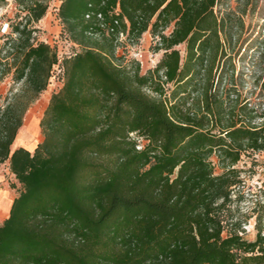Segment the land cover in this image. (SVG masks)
I'll return each mask as SVG.
<instances>
[{
    "label": "trees",
    "instance_id": "obj_1",
    "mask_svg": "<svg viewBox=\"0 0 264 264\" xmlns=\"http://www.w3.org/2000/svg\"><path fill=\"white\" fill-rule=\"evenodd\" d=\"M219 2L62 0L58 17L83 49L63 61L24 23L13 28L0 86L13 75L22 88L0 100V166L9 162L21 190L0 226V264H264V203L254 241L227 215L242 183L236 167L264 152V110L252 118L216 93L228 57ZM47 10L36 1L28 18ZM148 32L163 56L143 75L119 49ZM57 65L64 85L43 141L33 153L14 149Z\"/></svg>",
    "mask_w": 264,
    "mask_h": 264
},
{
    "label": "rangeland",
    "instance_id": "obj_2",
    "mask_svg": "<svg viewBox=\"0 0 264 264\" xmlns=\"http://www.w3.org/2000/svg\"><path fill=\"white\" fill-rule=\"evenodd\" d=\"M36 1L48 5L44 18L39 22L28 18L29 7ZM61 5L62 0H8L5 4H1L0 51L8 38L18 37L12 35L13 28L19 23H24V26L34 31L35 43L50 45L57 51L60 61L81 52L83 49L71 41L58 17ZM215 13L222 22H225L227 36L223 39L228 56L220 64L222 70L218 77L216 93L220 91L224 94V99H232L237 103L236 108L243 106L249 111H254L252 118H255L256 112L258 116L264 110V96L260 92V79L264 75V0H220ZM155 45L156 40L148 32L138 44L124 43L119 49L120 59L126 65L139 62L144 75L148 71H154L163 56V52L159 54L155 52ZM179 49L185 54L183 45L179 46ZM3 54L0 52V56L3 57ZM52 75L47 91L41 94L39 100L25 115L23 126L27 125V132L36 139V147L44 139L40 126L51 97L64 85L63 69L60 65L54 68ZM21 88L22 84L13 81V75L6 77L0 86L1 104H5V99ZM261 122L262 119L255 120V125L259 126ZM215 133L218 134L219 129ZM213 159L218 165V159L216 157ZM236 168L242 172L240 179L242 183L235 189L233 203L229 206L227 215L230 222H242L246 230L245 238L254 241L256 239L254 208L256 205L259 207L258 203H264V152L244 155L243 161ZM2 171L5 172L3 168ZM221 173L222 171L217 167V174ZM4 185L11 190L14 197H18V192L21 190L19 181L16 182L14 178L7 176L5 182L1 184L2 187Z\"/></svg>",
    "mask_w": 264,
    "mask_h": 264
},
{
    "label": "crops",
    "instance_id": "obj_3",
    "mask_svg": "<svg viewBox=\"0 0 264 264\" xmlns=\"http://www.w3.org/2000/svg\"><path fill=\"white\" fill-rule=\"evenodd\" d=\"M19 147H22V146L17 145L15 147V149H17ZM30 152H32V151H30ZM10 167H11V165L8 162L5 165H2L0 167V187H1V191H0V207H1L2 201H4L5 199H7L9 201L11 200L8 212L7 213H4V212L1 213V211H0V226L3 224V221L10 216L11 207H12V205H13L15 199H16V197H14L12 195L11 190L7 186H5V185H4V187L1 186V184L5 182L7 176H11L12 178H14V180H16L15 176L11 173V168ZM2 168L5 170V172L2 171ZM16 182H17V180H16Z\"/></svg>",
    "mask_w": 264,
    "mask_h": 264
},
{
    "label": "bare ground",
    "instance_id": "obj_4",
    "mask_svg": "<svg viewBox=\"0 0 264 264\" xmlns=\"http://www.w3.org/2000/svg\"><path fill=\"white\" fill-rule=\"evenodd\" d=\"M28 128L27 125L23 126L20 129V134L17 137V140L15 142V145L13 146V148L15 149V147L17 145H21L23 148L27 149L28 151H35L36 150V139L34 137H31V135L29 134V132H27ZM11 200H7L5 199L4 201H2L1 203V207H0V211L1 213H7L9 206H10Z\"/></svg>",
    "mask_w": 264,
    "mask_h": 264
},
{
    "label": "built area",
    "instance_id": "obj_5",
    "mask_svg": "<svg viewBox=\"0 0 264 264\" xmlns=\"http://www.w3.org/2000/svg\"><path fill=\"white\" fill-rule=\"evenodd\" d=\"M253 125H255V123ZM139 149H141V148H139ZM0 191H1V189H0Z\"/></svg>",
    "mask_w": 264,
    "mask_h": 264
}]
</instances>
